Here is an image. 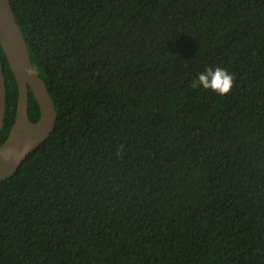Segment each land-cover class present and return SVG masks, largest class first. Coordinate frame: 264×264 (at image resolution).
I'll use <instances>...</instances> for the list:
<instances>
[{"label": "trees", "instance_id": "1", "mask_svg": "<svg viewBox=\"0 0 264 264\" xmlns=\"http://www.w3.org/2000/svg\"><path fill=\"white\" fill-rule=\"evenodd\" d=\"M11 3L58 120L0 182V264H264V0Z\"/></svg>", "mask_w": 264, "mask_h": 264}, {"label": "water", "instance_id": "2", "mask_svg": "<svg viewBox=\"0 0 264 264\" xmlns=\"http://www.w3.org/2000/svg\"><path fill=\"white\" fill-rule=\"evenodd\" d=\"M0 43L19 88L15 121L8 137L0 144L1 182L14 175L28 154L52 133L58 112L46 81L32 63L28 42L11 0H0ZM30 90L41 108L37 121H33L29 114ZM6 104L7 85L0 57V131L4 124Z\"/></svg>", "mask_w": 264, "mask_h": 264}, {"label": "clouds", "instance_id": "3", "mask_svg": "<svg viewBox=\"0 0 264 264\" xmlns=\"http://www.w3.org/2000/svg\"><path fill=\"white\" fill-rule=\"evenodd\" d=\"M234 86L233 76L224 68L219 66L209 67L199 73L197 79L193 80V89L202 87L205 90H212L220 96L229 94Z\"/></svg>", "mask_w": 264, "mask_h": 264}]
</instances>
